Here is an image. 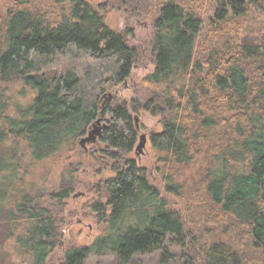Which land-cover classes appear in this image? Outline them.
Returning a JSON list of instances; mask_svg holds the SVG:
<instances>
[{"label": "trees", "instance_id": "1", "mask_svg": "<svg viewBox=\"0 0 264 264\" xmlns=\"http://www.w3.org/2000/svg\"><path fill=\"white\" fill-rule=\"evenodd\" d=\"M122 5L150 13L142 0ZM110 6L16 0L0 12V228L21 264H49L60 235L53 201L63 205L77 186L94 195L88 206L107 230L60 264L91 254L130 264L156 252L163 264H264V0H167L152 40L136 46L107 25ZM148 62L142 97L107 95ZM15 80L31 90L25 102L6 90ZM141 112L162 128L149 138L150 167L133 156ZM97 119L98 161L111 174L80 183L83 161L69 157L59 190L36 191L25 161H62ZM211 224L217 232L198 247L193 230Z\"/></svg>", "mask_w": 264, "mask_h": 264}, {"label": "rangeland", "instance_id": "2", "mask_svg": "<svg viewBox=\"0 0 264 264\" xmlns=\"http://www.w3.org/2000/svg\"><path fill=\"white\" fill-rule=\"evenodd\" d=\"M16 0H0V12L5 9L10 3ZM20 1V0H17ZM31 3H37L45 6L54 0H29ZM94 6H100L103 3L108 4L109 10L103 11L104 18L106 19L107 25L111 29H116L126 36L128 43L131 46L144 45L152 40L154 34L153 27V14L157 9V6L161 5L167 0H142L144 4L149 7L146 9L150 13L144 16L143 10L140 8L137 14L131 12L126 6H123V1L126 0H86ZM130 1V0H128ZM133 1V0H132ZM45 4V5H44ZM116 5V6H115ZM154 68L152 63L137 64L132 71V77L123 84L115 86L111 92H106L108 96H118L123 100H131L135 97H142L143 86L141 84L142 79L149 74ZM140 86V87H139ZM6 90L14 100L25 102V96L22 95L24 92L28 94L31 92L30 89L23 87V84L19 80L8 83ZM25 90V91H24ZM137 129H139L140 135H146V145L142 149L141 153L137 156L133 154L138 160V163L142 166H152L157 156V151L154 150L149 140L152 131H161L162 128L159 125V118L149 115L146 112L139 113V116L135 115ZM105 122H102V124ZM99 126V125H98ZM101 126V125H100ZM93 129V128H92ZM86 133L84 136H87ZM81 137L82 138H84ZM97 137V143L86 142L83 146L77 140L73 151L66 152V158L62 161L47 160L40 162L39 164H33L29 160L24 163V172L26 174V181L34 183L36 191L39 188H45L49 191L59 190L62 182V171L63 163L68 161L70 157L71 162L83 161V166L75 172V177L78 178L80 183L89 184L97 182L99 179L107 177L111 174L110 169L104 164L98 161L100 150L105 149V146L100 139ZM92 144V145H91ZM97 155L95 156L94 154ZM69 159V160H70ZM195 169L187 170L186 176H193ZM44 189V190H45ZM96 200L84 186H77L75 193L69 198L65 199L63 205H58L57 202L53 201V208L60 211V229L59 236L54 238L55 250L50 254L49 264H60L64 259L66 250L70 247L77 245L87 246L88 244L95 241L100 235L106 233V226L103 222L98 221L97 217L92 213L89 208V204ZM58 205V206H57ZM8 225H2L0 228V264H21V259L18 257L19 250L15 247L17 244L14 238L9 239L6 230ZM211 226V227H210ZM197 231L193 230V239L196 241L198 247L206 245L210 238L215 235L214 227H204L203 225L198 226ZM224 227V226H223ZM217 232V230H216ZM217 235V233H216ZM9 239V240H8ZM213 241V239H212ZM209 244V243H208ZM176 252L179 257V251L172 249ZM161 252H156L151 255L136 256L130 262V264H163L160 262ZM5 257V258H4ZM116 257L113 254L108 255H96L91 254L85 264H115ZM168 264H178L177 260L170 261Z\"/></svg>", "mask_w": 264, "mask_h": 264}, {"label": "water", "instance_id": "3", "mask_svg": "<svg viewBox=\"0 0 264 264\" xmlns=\"http://www.w3.org/2000/svg\"><path fill=\"white\" fill-rule=\"evenodd\" d=\"M111 98H112V96H111ZM100 124H101V119H97V121L92 126L93 129L90 128L88 130L89 131L88 135L84 136V138H82L80 142H82V143H85V142H93V143H95V141L97 140V137H101L102 134H103V131H102L103 128H102V126H100ZM139 140L140 141H139V143H138V145L136 147V150H135L137 155L139 153H141L142 149L146 145V142H147L146 135L145 134L140 135Z\"/></svg>", "mask_w": 264, "mask_h": 264}, {"label": "flooded vegetation", "instance_id": "4", "mask_svg": "<svg viewBox=\"0 0 264 264\" xmlns=\"http://www.w3.org/2000/svg\"><path fill=\"white\" fill-rule=\"evenodd\" d=\"M80 141H81V139H80ZM80 141H79V143H81V145L84 146V145L86 144V142H85V143H82V142H80ZM89 143H90V142H89ZM91 143H93V142H91ZM95 143H97V141H95ZM95 143H93V145H94ZM91 145H92V144H91Z\"/></svg>", "mask_w": 264, "mask_h": 264}]
</instances>
